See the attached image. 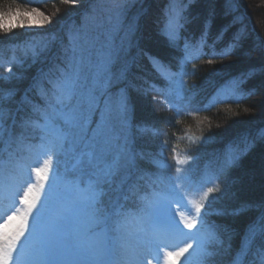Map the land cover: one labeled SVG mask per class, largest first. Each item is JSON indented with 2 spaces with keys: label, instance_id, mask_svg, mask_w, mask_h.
<instances>
[{
  "label": "trees",
  "instance_id": "trees-1",
  "mask_svg": "<svg viewBox=\"0 0 264 264\" xmlns=\"http://www.w3.org/2000/svg\"><path fill=\"white\" fill-rule=\"evenodd\" d=\"M76 1L77 6L72 0H0V15L25 7L46 9L51 17L43 27L13 35L5 36L0 30V120L5 128L15 121V133L23 132L25 138L32 137L30 129L20 124L34 115L25 95L40 100L38 77L68 55L63 49L65 28L92 10L93 0ZM170 2L128 0L120 8L119 23L137 27L132 35L133 60L122 81L109 87L127 92L133 166L128 163V169L120 168L109 184L101 186V200L113 202L127 182L126 193L154 184L162 154L170 157L179 151L192 156L194 177L201 181L210 174L219 189L200 197L204 208L195 218L204 221L200 231L206 241L200 246L199 264H233L247 242V229L264 216V136L260 135L264 131V34L254 19L252 0H176L173 12L166 11ZM153 10L155 33L148 42L142 27ZM235 17L239 20L233 23ZM168 18H174L170 28ZM224 26H229L227 32L217 39ZM166 27L173 29V41L165 34ZM237 32L243 33L242 38L228 50ZM221 52L225 54H217ZM169 72L183 81L179 103L184 112L168 108L159 99L172 85L163 78ZM142 92L160 101L138 104L145 97ZM139 125L144 130L133 133ZM229 154L234 157L231 163L226 162ZM133 175L136 180H130ZM250 242L252 255L264 248V230ZM186 261L194 264L192 259Z\"/></svg>",
  "mask_w": 264,
  "mask_h": 264
},
{
  "label": "rangeland",
  "instance_id": "rangeland-1",
  "mask_svg": "<svg viewBox=\"0 0 264 264\" xmlns=\"http://www.w3.org/2000/svg\"><path fill=\"white\" fill-rule=\"evenodd\" d=\"M126 1L128 0H93L91 1L92 3L90 2L92 10L80 22H70L67 25L65 28L66 42L65 46L63 45V49L68 55L63 58L62 64L55 62L54 66H51L38 77V83L36 84L38 96L42 93L50 95L52 89L51 82L57 80L62 71L67 70V57L72 54V38L78 35L80 38L77 43L83 49V55L93 65L101 62L106 64L108 74L111 77L110 85L113 81L116 83L117 80L118 82L122 81L133 60V55L130 53L135 44L132 41V35L137 28L132 22L126 24L119 23L120 12L122 11L120 8ZM171 1L170 6L166 7V11L168 9L169 12L174 11L173 6L176 4V0ZM252 3L253 7H251L254 19L264 34V0H252ZM72 4L77 6L79 1ZM33 9L38 11L33 13ZM19 10L21 12L27 11L29 15L13 18L10 23L15 25L22 24L24 25L23 27H5L4 25L9 23L8 18L0 19V30L5 36L13 35L15 31L36 29L42 21L43 25L46 24L44 17L39 14L43 13L44 16H47L46 9H27L24 7L19 8ZM148 16L142 29L145 30L143 31L145 33L144 37L149 42L154 37V23L157 19V13L153 10L149 12ZM167 23L169 28L172 27L171 24L174 23V18H168ZM85 25L87 26L86 34ZM167 29L166 27V31ZM170 30L173 32V29ZM188 56H191V54L188 53ZM125 57L126 60H124ZM116 62L117 65L115 64ZM87 70V68L84 69V71ZM165 75L172 77L173 73L169 72ZM171 82L173 85L167 89L166 96L159 95V99L168 108L184 112L185 108L179 103L182 97L180 93L183 81L180 78H174ZM121 92H123L124 98L127 101V92L120 87L117 93L115 85L108 87L104 95L100 96L97 94L100 108H103L105 101H110L112 104L118 103ZM142 93H144L145 97L138 104H146L149 100L160 101L157 96H152L151 98L145 92ZM43 97L46 98L44 95ZM24 98V100H28L26 95ZM44 107L45 104L41 101L38 105L34 103L32 109L34 111L35 108L43 109ZM99 118L100 112L97 111L92 116V120L94 121L91 125L92 128H95ZM131 118V112L126 111L123 116H115L111 123L115 134L120 137V144L124 150L125 157L129 156L127 159L128 163H130L129 165L133 166V160L131 162L133 154L131 153L130 143L132 132ZM37 119L32 118L31 120ZM143 127V125H139L133 133L139 132L137 129L144 130ZM33 131L36 132V139L26 140L27 138L23 137L22 141L23 145L30 147H22L16 143L11 145L3 143L0 149V223H3L9 215L14 213L22 215L27 207L22 203V197L28 190L29 185L39 186L43 184V188L38 193L39 199L36 207L28 217L29 227L17 244V253L26 250L31 251L34 248L32 228L36 223L37 217L47 220L53 215V205L58 206L66 192V186L63 182L64 178L72 170L74 164L75 153L73 145L66 143L63 153L58 156L54 155L53 157V168L48 173V181H41L36 176L34 169L42 167L43 160L47 159V155L38 147L41 143V133L38 130ZM16 134L19 135L20 132ZM162 155L164 158L159 160V170L156 171L158 176L155 178L156 183H145L141 188L133 192L130 191L128 195L127 193L124 194L123 198L125 202L119 204L122 205L121 211L125 214L121 217L122 226L120 230L108 229L107 231H102L101 227H93L88 232L89 238L101 246L99 255L95 257L96 264H187L186 260L189 259H192L194 264H199V259L202 255L199 240L205 242L206 236L200 231L201 224L195 218V202H200V197L202 194L204 196L209 185L214 182V177L207 174L205 178L201 179L202 182L197 180L193 174L195 160L192 156L182 154L179 151L172 152L170 157L168 155L165 156V154ZM72 175L80 179L81 188L87 186V176L81 177L79 171L72 172ZM136 179V175L130 178V180ZM215 184L216 182L211 186L215 187ZM157 195L168 197V205L164 209V212L169 220L176 222L178 227L164 228L154 225V217L156 215L154 201ZM193 218L197 220L196 227L189 229L184 222ZM254 229L256 237L261 233L262 229L259 228L258 224L247 229V236H245V241L247 240V242L243 243V250L235 258L234 264H260L261 259H264V248H259L258 253L253 255L250 251V241L255 236L253 235ZM54 240L57 244L68 246H71L75 242L71 236L61 239L59 235H56L54 236ZM188 243H191L193 247L184 253L183 256L170 262L167 254L169 252L175 253ZM203 245L205 244L203 243ZM254 261H257V263H254Z\"/></svg>",
  "mask_w": 264,
  "mask_h": 264
},
{
  "label": "snow or ice",
  "instance_id": "snow-or-ice-1",
  "mask_svg": "<svg viewBox=\"0 0 264 264\" xmlns=\"http://www.w3.org/2000/svg\"><path fill=\"white\" fill-rule=\"evenodd\" d=\"M72 2L75 3V0ZM37 11L32 10L33 13ZM39 14L44 17V21L51 22V17L44 16L43 13ZM28 15L27 11L21 12L16 9L14 13H3L0 19L8 17L9 23L5 24V27H23L22 24L15 25L10 21ZM238 20L239 17H235L233 23ZM39 27H43V21L40 22ZM228 27L221 28L217 39L223 38ZM86 32L85 25V34ZM165 34L170 41L175 39L171 30L166 31ZM242 35V32L234 34L228 50L237 46ZM79 38V35L72 38V54L67 57V70L62 71L60 77L51 82L50 95L42 93L46 97L45 107L34 109L40 118L25 120L20 124L24 130H38L41 133V143L38 147L47 155V159H44L42 167L35 168L34 172L43 182L49 179L48 173L52 171L54 155L63 153L66 143L73 145L74 164L63 181L66 186L65 195L58 206L53 205V215L49 219L42 220L37 217L32 228L34 248L31 251L17 253V244L29 227L28 217L36 207L39 190L43 188V184L29 185L22 197V203L27 206L26 211L22 215L15 213L9 215L3 223H0V264H96L95 257L99 255L101 246L89 238L88 232L93 227H101L102 231L108 229L119 231L122 226L121 217L125 215L121 211L122 205L111 201L104 203L101 200L103 191L101 186L109 184L117 170L128 166L120 137L115 134L111 123L115 116H123L126 113L127 104L121 92L118 103L105 101L103 108H100L97 94L104 95L110 85L111 77L106 64L101 62L93 65L83 55V49L77 43ZM152 63L158 67L156 60L153 59ZM85 68L88 70L84 71ZM97 111L100 112V118L95 128H92V116ZM15 123L13 121V126ZM13 126L5 128L0 120V143L7 145L16 143L22 147H30L23 145V132L17 135ZM260 135L264 136V131H261ZM233 159L234 157L229 154L226 162L231 163ZM75 171H79L81 177H88L85 188H81L80 179L72 175ZM218 190L214 187L208 188L205 197ZM154 203L156 206L154 225L164 228L178 227L174 220H169L165 215L164 209L168 205V197L157 195ZM202 208H204L203 203L195 202L197 217H201ZM184 223L187 228L192 229L196 227L197 220L188 219ZM200 223L202 225L204 223L202 218ZM258 225L264 230V216L259 218ZM56 235L61 239L71 236L75 242L71 246L57 244L54 240ZM211 238L215 239L214 235ZM203 243L204 241L199 240L201 247ZM192 247L193 245L188 243L175 253L169 252L167 254L169 261L183 256ZM260 264H264V259H261Z\"/></svg>",
  "mask_w": 264,
  "mask_h": 264
}]
</instances>
